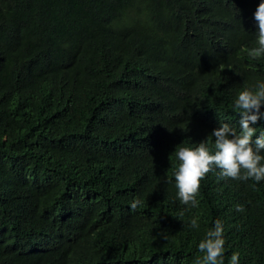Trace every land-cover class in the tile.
I'll list each match as a JSON object with an SVG mask.
<instances>
[{
  "label": "trees",
  "instance_id": "16d2710c",
  "mask_svg": "<svg viewBox=\"0 0 264 264\" xmlns=\"http://www.w3.org/2000/svg\"><path fill=\"white\" fill-rule=\"evenodd\" d=\"M261 2L0 0V264H196L217 219L224 264H264V180L210 172L192 208L174 176L264 82Z\"/></svg>",
  "mask_w": 264,
  "mask_h": 264
},
{
  "label": "clouds",
  "instance_id": "9594fccd",
  "mask_svg": "<svg viewBox=\"0 0 264 264\" xmlns=\"http://www.w3.org/2000/svg\"><path fill=\"white\" fill-rule=\"evenodd\" d=\"M258 26V47L249 51L253 59L264 55V0L259 3L255 13ZM237 110L239 129L229 123H220L213 130L212 144L207 140L196 144L195 147H179L176 156L179 161L174 173L177 196L181 204L195 208L198 206L197 194L201 181L210 172H217L218 180L233 179L239 181L254 180L259 183L264 180V132L253 140L256 129L251 125L264 120V82L257 83L254 87H245L240 91L234 102ZM218 170V171H217ZM142 202L134 199L131 210H135ZM236 211H244L242 205H236ZM183 215V213H181ZM191 228H198V218H192ZM223 222L215 220L212 229L208 230L202 241L198 244L202 256L196 264H224ZM166 239V234H161ZM229 264H240L239 252L231 255Z\"/></svg>",
  "mask_w": 264,
  "mask_h": 264
}]
</instances>
